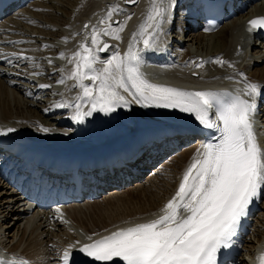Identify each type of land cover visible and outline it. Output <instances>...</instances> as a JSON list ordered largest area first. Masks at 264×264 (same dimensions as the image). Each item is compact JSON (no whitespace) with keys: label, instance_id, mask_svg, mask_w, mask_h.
I'll return each mask as SVG.
<instances>
[{"label":"bare ground","instance_id":"1","mask_svg":"<svg viewBox=\"0 0 264 264\" xmlns=\"http://www.w3.org/2000/svg\"><path fill=\"white\" fill-rule=\"evenodd\" d=\"M184 1L185 0H176L169 15L170 20L173 18L174 13H176L175 17L178 15L181 17H178V23L175 22L177 25L179 23H181V25L179 27H174L172 34H174L175 38L179 41L182 35L184 37L190 36L189 40L195 41L196 44H201L200 46H202L203 49L199 51L197 48L198 52L201 53L198 55L192 54L186 47V50L181 49L180 52L177 53V59L174 62L172 61L170 70L173 69L172 76L175 78V82L177 85L186 88L180 90L188 92L212 91L225 93L214 91L218 87L216 86L217 83L225 85L226 80H240L245 82L246 78L247 82L259 84L261 86V92H263L264 68L258 70L254 65L256 64L255 61L259 62L263 60L264 57L257 58L256 60L246 59L248 49L240 50L238 43L241 40V36L244 35L242 30L245 27V23L254 17L264 16V0H229L230 4L231 1L234 2L231 7H233V12L237 10V18L243 14L242 12L244 10L247 11V9H251L252 6L254 9L252 8L251 11L246 15H242L238 20H235L237 19L235 18L220 27L217 26L215 29L208 27L207 24L202 23L199 19L195 20L198 21L196 26H191L184 20V16L191 14V7L197 8L196 3L198 0H186V3H184ZM258 2H260V4H258ZM41 3L49 5L50 2L49 0H35L22 10L16 11L15 15L11 18L7 20L4 18L0 23V45L8 44L20 53L40 52V54L51 56L50 59L46 58V62L50 61L49 65L51 66L50 68H52L50 71L52 70L51 74L53 76L50 77L49 75L43 74L42 70H40L36 64L26 66L23 62H30L26 61L28 57H25L24 54L17 55V52H13L15 56L13 55L9 60L5 59L8 56L5 57V54L0 48V126L16 127L15 129L17 130L16 133L10 134L6 138H0V142L7 140L20 142L23 139H44L48 142L47 144L49 147L57 149L77 147L80 150L90 151L96 147L107 148L121 139L134 141L145 132L155 131L163 127H170L171 123L163 120V118L166 117H170L175 123L178 120H182L181 123L186 125L203 126L192 114L170 108L154 106L142 107L134 101H131V98H128L130 104L127 107L117 108L114 112L108 114L96 111V117L93 112L91 116L84 117L83 123L73 121L71 118L73 115L72 108L57 107L58 104L64 102L74 105L79 102L76 97L81 95V89L75 86L76 81L68 79V75L74 67L73 64L68 63V59L71 58L75 52L80 51V45L82 43L91 46L93 27L104 29L108 24H111L113 28H116L118 27L116 21H126L124 30L118 33L120 36L119 40L111 36H100V39L110 45V48L104 51L103 54L97 53L100 60L104 61L110 59L112 55L117 52L121 56V52L124 50L125 45L129 42V44L133 43V34H136V41L140 36V29H137L133 31L131 35L128 33L126 38L122 40L123 35L128 32V24L139 17L138 14L141 6L144 3L150 4V0H136L135 3H129L128 0H76L74 3V10L70 11L69 16L63 20L51 12L49 8H42V6H40ZM50 4L55 6L57 3L55 4L52 1ZM113 8H115L116 11L113 12L112 20L108 21L107 13ZM184 8H186L187 11L184 10ZM148 9L149 8L144 12L145 16L140 25L145 23ZM230 11L229 4H227L226 9L220 16L224 18ZM13 12H15V9L11 13ZM28 12H33V15L37 17L46 16L48 19L61 21L62 24H60L63 28L48 27L50 30L46 32L47 28H43V26L35 23L31 18L32 14ZM129 16L131 17L130 20L128 19ZM196 17L197 14H193L191 19L194 20ZM101 20H105L106 23L101 24ZM21 25H23V27H37L40 29V31H38V33H41L40 36L37 38L35 33L23 30ZM85 25H88V28H85ZM200 29H202L204 33H200ZM32 30L34 31V29ZM169 31L170 26L166 24L161 30L160 37L156 38L160 40V42L168 41L170 39ZM216 35L217 37H215ZM47 37L58 39H52V42L49 43L48 41L51 39H47ZM7 38L11 39V41H5ZM39 38H42V40ZM38 42L42 44L39 46L40 49H38L36 44ZM203 43L207 45V47L205 46L206 50H204ZM261 43L260 46L263 45L264 47V43ZM185 45L184 43L183 46L185 47ZM250 46L251 45L247 43V47ZM255 48V46H251V50ZM166 52H168V49H166ZM61 53L64 54V58H61ZM208 53L210 56L207 58ZM153 54V56H149L146 53V58H148L147 61L153 59L151 62H157L158 66H164L162 65L165 64L163 61H168V58H163V56L159 54L156 55V53ZM240 54L243 55L242 58ZM58 58L60 59V63L57 64L56 60H58ZM217 58L224 61L223 65L212 62ZM11 59H20L16 68L11 66ZM194 61L195 63H193ZM202 62L203 67H197V64ZM207 62H209V67L206 65ZM229 65H231V67H229ZM8 66L10 69H8ZM100 66L99 64L96 65V67ZM13 70L18 71L20 74L17 75L16 73H12ZM188 71L191 72L189 73ZM142 74L145 79L150 78L149 74ZM194 75L196 76L193 77ZM186 78L191 80V83H189ZM35 79L39 80L40 83ZM61 79L64 80V83H60ZM214 80L218 81L214 82ZM209 81L212 82L207 84ZM83 83L91 85L92 81L85 80ZM198 83L206 84L196 86ZM153 84L171 87L169 86L168 80L165 79L155 80ZM26 85L30 86V88H25L24 86ZM40 85H48L49 87H40ZM42 92L48 93L47 96L52 97L53 101H55L54 104L50 103L51 106H56L54 107V114L52 116L56 117V115H60L64 117H62L63 119H54L51 121L49 119L44 120V117L52 113H50L52 107H50L47 112L42 109V107L45 106L43 101L39 98ZM260 96L261 95L256 98V104L260 114L255 115L254 118L264 123V120H262L264 118V99ZM248 99L250 100L251 98L249 97ZM37 104L38 106H35ZM82 110L85 112L90 110V105L85 104ZM95 118L98 119L97 123L86 125L88 121L95 122ZM43 129H47L48 131L45 132ZM80 131H82V133H80ZM255 132L258 140L263 142L264 125L255 128ZM219 137L220 134L217 133L218 142ZM77 143L80 144L76 145ZM191 143L195 144L190 146ZM191 143L182 145L183 142L180 141L178 149L174 151H170L172 145L161 146L154 151H152L153 149L150 150V155L148 157L150 163H146L140 167L142 169H152V175L148 174L150 176L147 178L146 182H142L146 177H142L143 179L140 177L132 184L122 185L119 182L107 189L103 196L109 194L102 200L99 199L100 197L94 199L83 198L80 201L68 204L64 210L65 214L70 219L72 225L80 228L83 232L85 231L84 233L86 236H90V241L103 236L106 237V235L124 227H132L136 224L147 223V221L158 218L163 214L161 209L173 196H175L182 176L192 162L193 156L196 154L201 144L199 140H195ZM44 146V144L41 145V147ZM181 149H184V151L177 154ZM165 161L167 162L164 163ZM2 164L3 162L0 160V248H3L8 253H15L18 256L30 260L29 262L31 264H57L65 250H69L70 254H72L73 251L87 244L89 240L84 237L85 235L78 233L79 231L75 232L69 230L70 232L67 233L70 228H67L65 231L67 227L66 224L58 220L61 217L52 218L49 215L51 211H48L47 206L32 207L31 204H28V201L22 199V195L16 190L14 184L5 176V169ZM127 185H130L128 186L129 190L125 192V187ZM146 191L151 192L153 196L149 203L146 202L147 205H141V207H134L132 209H126L124 207L125 209L122 208V213H115L114 211V213H107L105 211L95 212L97 213L95 215L96 218H93V221L88 220L89 216L94 214V211H100L102 208H114L117 203L127 198L128 195L132 196L135 193ZM263 201L264 197H262L260 202L261 209L256 216H254L255 222L252 225L253 232L250 235V237H256L257 240L256 242H250V237L248 238L249 242L245 240L244 251L246 258L244 259V256H241V258L238 259V264H251L254 261L255 254L258 255L259 250H264ZM55 213H57V210ZM26 216H29L27 220L28 225L24 226L21 230L22 218L25 219ZM251 218L252 217H250L249 220H251ZM36 220L43 225L46 223L49 225L51 222H53V226L64 227L65 225V237H59L61 242H59L58 239L44 241L43 237H38V235L33 237L35 232L39 229V226L37 228L35 227L36 229H32L29 233L28 229L36 223ZM61 220H63V218ZM80 237L82 243L78 244ZM70 245L72 246L71 248H69ZM49 246L53 248L49 249Z\"/></svg>","mask_w":264,"mask_h":264},{"label":"snow or ice","instance_id":"2","mask_svg":"<svg viewBox=\"0 0 264 264\" xmlns=\"http://www.w3.org/2000/svg\"><path fill=\"white\" fill-rule=\"evenodd\" d=\"M128 2L135 3L136 0ZM174 5L175 0H150L146 21L139 31L145 49L154 43L153 37ZM114 11L115 8L108 11V21L112 20ZM116 24V28L111 24L104 29L93 27L91 46L82 43L80 51L68 59V63L74 65L68 79L76 81L81 95L76 97L78 103L64 102L57 107L72 108L73 121L83 123L84 117L93 112L108 114L127 107L130 101L123 92L142 107L170 108L192 114L204 127L218 131L220 137L219 143L204 144L197 150L175 196L161 209L162 215L85 244L79 251L96 261L119 257L124 264H217V253L230 246L249 205L264 190V147L259 143L254 127L256 98L261 93V86L247 82L245 78L243 93L251 98L249 100L230 93L188 92L150 83L139 70L141 58L135 50L136 34L123 57L117 52L104 61L97 55L110 48L100 39L101 35L120 39L118 33L124 30L126 21H116ZM84 27L88 28V25ZM256 29H264V17L249 21L248 31ZM61 58H64L63 53ZM212 62L224 63L219 58ZM97 64L101 66L96 67ZM197 67H203V62ZM85 80L92 84H84ZM85 104L90 105L86 112L82 110ZM212 109H215L214 119L209 115ZM12 131L15 129H7V132ZM2 134L6 133L0 132ZM70 259V251L65 250L62 264H70ZM258 259L264 264V256ZM0 264L4 262L0 261ZM21 264H27V261H21Z\"/></svg>","mask_w":264,"mask_h":264},{"label":"rangeland","instance_id":"3","mask_svg":"<svg viewBox=\"0 0 264 264\" xmlns=\"http://www.w3.org/2000/svg\"><path fill=\"white\" fill-rule=\"evenodd\" d=\"M54 2L56 5L55 6H53V4H50L51 2ZM60 1V2H59ZM78 1V0H77ZM246 1H248V0H246ZM49 7L47 6V5H44L43 3H41V5L40 6H42V8H49L50 10H51V12H53L54 14H56L60 19H65L66 17H68L69 16V14H70V11H73L74 9V3L76 2V0H49ZM73 2V3H72ZM73 4V5H72ZM258 4H260V2H258ZM60 8V9H59ZM254 9V7L252 6L251 7V9ZM251 9L250 8H248L247 9V11H245L242 15H246L249 11H251ZM20 10H22V9H20ZM184 10H186V8H184ZM33 11V10H32ZM187 11V10H186ZM15 13L16 12H14L13 14L11 13L8 17H6L5 19L7 20V19H9V18H11L12 16H14L15 15ZM28 13H31V12H28ZM181 13V12H180ZM32 14V16H31V18L33 19V21H35V23H38L40 26H43V28L44 27H46L47 28V31L46 32H49V30H50V28H48V27H55V28H58V29H62L63 28V26L61 25L62 23H61V21H57V20H52V19H48V17H46V16H40V17H37L36 15H33V12L31 13ZM242 15H240L237 19H235V20H238L239 18H241V16ZM177 17V16H176ZM178 17L179 18H181L180 17V15H178ZM179 18H177V23L179 22ZM230 21H232V20H230ZM243 21V20H242ZM53 22V23H52ZM59 22V23H58ZM229 22V21H228ZM61 23V24H60ZM226 23V22H225ZM224 23V24H225ZM59 24V25H58ZM222 26V25H221ZM21 27H22V29L23 30H28V32H33V33H35V35H37V38L40 36V34L41 33H38V31H40V29H38L37 27L36 28H33V27H26V26H24L23 27V25H21ZM30 30H29V29ZM32 29H34V31L32 30ZM36 30V31H35ZM198 32V31H197ZM200 33H204L203 32V30L202 29H200V31H199ZM36 37V36H35ZM215 37H217V35L215 36ZM40 40H42V38H39ZM47 39H51L50 41H48L49 43H51L52 42V39H54V40H57L58 38H51V37H47ZM190 39V36H183V37H181V40H183V43H185L186 45H185V47L183 46V50H186V47H187V49L192 53V54H198V55H200L201 53L200 52H198V49H199V51H201L203 48H202V46H200L199 44H196V42L195 41H190L189 40ZM5 41H11V39H8L7 38V40L5 39ZM43 41H45V40H43ZM247 41H250V39H248ZM241 42V43H240ZM253 42H251L250 44H252ZM37 44V46H38V49H40V47L39 46H41L42 44L41 43H36ZM53 44V43H52ZM243 44V45H242ZM238 45L240 46L239 48H240V50H242V49H246V48H244V43L240 40L239 41V43H238ZM207 47V45H205V43H203V47H204V50H206V47ZM243 46V47H242ZM252 46H255L256 48L255 49H253V50H251V46L248 48V50H247V52H248V54H247V57H246V59H259L260 57H264V47H263V45L262 46H260V44L258 45V43H255V44H252ZM245 47H247V44H246V46ZM262 47H263V49H262ZM0 48H1V51L5 54V57L6 56H8L7 58H5V59H7V60H9V58L11 57H13V55L15 56V52H17L16 51V49H14L12 46H9L8 44H4V45H0ZM37 48V47H36ZM198 48V49H197ZM242 48V49H241ZM12 50V51H11ZM11 51V52H10ZM9 52V53H8ZM14 52V53H13ZM177 52V51H176ZM180 52V51H179ZM198 52V53H197ZM256 52H259V53H256ZM6 54H8V55H6ZM11 54H12V56H11ZM20 55V54H24V56L25 57H28V60H26V61H29L30 63H27V62H23L26 66H29V65H35L36 64V66L38 67V68H40V70H42V73L43 74H46V75H49L50 77H53L52 76V74H51V72H52V70L50 71V69H52V68H50L51 66L49 65V62H46L47 61V59H49L48 57H46V56H48V55H44V54H40V52H37V53H20V52H17V55ZM205 54V53H204ZM39 55V56H38ZM241 56V58L243 57V55L242 54H240ZM210 56V54L208 53V56H207V58ZM47 58V59H46ZM51 58V57H50ZM14 60H16V61H14ZM19 60V61H18ZM222 60V59H221ZM14 61V62H13ZM223 61V60H222ZM18 62H20V59H11L10 60V63H11V66L12 67H14V68H16L17 67V64H18ZM258 62V61H257ZM257 62L255 61V68L256 69H258V70H260V69H262V68H264V59L263 60H261V61H259L258 62V64H257ZM208 63L209 62H207L206 63V65L209 67V65H208ZM14 65V66H13ZM16 65V66H15ZM8 69H10V67L8 66ZM255 69V70H256ZM15 71V72H14ZM12 73H16L17 75L18 74H20V73H18V71H16V70H13L12 71ZM36 80V79H35ZM37 82H39L40 83V81L39 80H37ZM25 88H30V86H28V85H26V86H24ZM41 95H39L38 97L40 98V100H42L43 101V104L45 105L44 107H42V109L43 110H46L45 112H47V109H49L50 107H52V110L50 111V113L51 114H48V116H46V117H44V120H47V119H49L50 121L51 120H54V119H58V120H60V119H63L64 117L63 116H60V115H56V117L54 116H52L53 114H54V107H56V106H54V105H50V103H49V101L50 100H52L53 101V99H52V97H48L47 95H48V93H45V92H42V93H40ZM52 101H50L51 103H52ZM55 103V101H53V104ZM35 106H38V104L37 105H35ZM56 114H57V112H56ZM50 116H52V117H50ZM50 117V118H49ZM63 117V118H62ZM48 120V121H49ZM262 120H264V118L262 119ZM49 121V122H50ZM261 122V121H260ZM262 124V126L264 125V123H261ZM195 143H192L190 146H193ZM184 151V149H181V150H179L178 152H177V154L179 153H182ZM168 161V160H167ZM167 161H165L164 163H166ZM163 163V164H164ZM162 164V163H161ZM150 175H152V174H150ZM150 175H148V176H145L146 178H144V180L142 181V182H146L147 181V178L150 176ZM128 186H130V185H128ZM128 186H126L125 188H126V190H125V192H128V190H129V187ZM146 193V194H145ZM109 194V193H108ZM108 194H106V195H101L100 196V198L99 199H103L105 196H107ZM153 196H152V194H151V192H149V191H146V192H139V193H135V194H133L132 196H129L128 195V197L127 198H125V199H123V200H121L119 203H117L115 206H114V208H102V210H96V211H94V214L93 215H90L89 216V221H93V218H96L95 217V215L98 213V212H101V211H105V212H107V213H116V212H121L122 213V208L123 209H132V208H134V207H141V205H143V206H145V205H147V203H149L150 201H151V198H152ZM149 200V201H148ZM127 201V202H126ZM145 202V203H144ZM147 202V203H146ZM264 202V201H263ZM138 203V204H137ZM133 204V205H132ZM125 207V208H124ZM120 208V209H119ZM49 210V209H48ZM114 211V212H113ZM95 212H97V213H95ZM49 213H51L50 214V216H52L53 218H58V217H61V218H63V220H61V218H59L58 220L59 221H62V223H65L66 224V228H65V231L67 230V228H70V229H68V231H67V233L68 232H70L69 230H71V231H74V229H75V231H77L78 232V230H81L80 228H78V227H75L74 225H72V223H71V221H70V219L68 218V216L65 214V212L63 213V214H57V213H55V212H49ZM58 215V217H56V216H54V215ZM120 214V213H119ZM108 216V215H107ZM28 217L29 216H26V218L25 219H23L22 218V221H21V230L24 228V226H26V225H28ZM69 219V220H68ZM55 221V220H54ZM65 221V222H64ZM9 222V221H8ZM36 224V225H35ZM34 225H32V226H30L29 227V229H28V233L30 232V231H32V229H34L35 227L37 228L38 226H39V229L35 232V234H34V236L33 237H36L37 235H38V237H43V239H44V241H47V240H51V239H55V240H59V242H61V239H59V237L60 236H62L63 238L65 237V235H64V227H65V225H64V227L62 226V227H60V226H53V222H51L49 225H47L48 223H46L45 225H43V224H41L40 222H37V220H36V223H35ZM260 227H262V226H260ZM35 228V229H36ZM85 232V231H84ZM250 237V236H249ZM248 237V238H249ZM256 238V237H255ZM255 238H253V236L252 237H250V242H253V241H255L256 242V240H257V238L255 239ZM248 241V242H249ZM53 247L52 246H49V249H52ZM56 248H57V246H56ZM50 264H52V263H50Z\"/></svg>","mask_w":264,"mask_h":264}]
</instances>
